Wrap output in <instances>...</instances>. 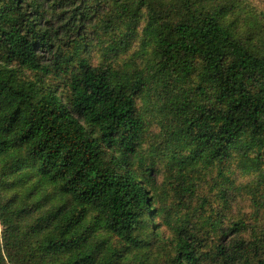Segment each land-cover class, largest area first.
I'll list each match as a JSON object with an SVG mask.
<instances>
[{
  "label": "trees",
  "instance_id": "16d2710c",
  "mask_svg": "<svg viewBox=\"0 0 264 264\" xmlns=\"http://www.w3.org/2000/svg\"><path fill=\"white\" fill-rule=\"evenodd\" d=\"M249 161L256 0H0V264H264Z\"/></svg>",
  "mask_w": 264,
  "mask_h": 264
},
{
  "label": "rangeland",
  "instance_id": "374dc122",
  "mask_svg": "<svg viewBox=\"0 0 264 264\" xmlns=\"http://www.w3.org/2000/svg\"><path fill=\"white\" fill-rule=\"evenodd\" d=\"M257 5L261 8L264 9V0H256ZM154 132L158 131V128L153 129ZM251 168L247 169H242L241 171H238L235 169V182L238 184H246L249 183L251 185V194H254L256 196V191L255 188L257 185H259L261 192H264V164H256L253 161H249ZM242 164V163H241ZM240 164V165H241ZM236 167V166H235ZM233 176V177H234ZM232 178V176H229ZM263 180V183H253L255 181H260ZM255 184V185H254ZM235 202L230 209V214L231 215H236L239 213V209H241L242 212L250 214L252 210L249 208L250 203H251V197L246 194L245 190L240 193H235ZM219 206L216 207L218 209Z\"/></svg>",
  "mask_w": 264,
  "mask_h": 264
}]
</instances>
